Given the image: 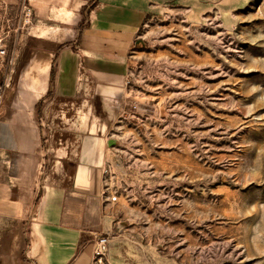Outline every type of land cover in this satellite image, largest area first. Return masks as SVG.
Returning a JSON list of instances; mask_svg holds the SVG:
<instances>
[{
    "label": "rangeland",
    "instance_id": "1",
    "mask_svg": "<svg viewBox=\"0 0 264 264\" xmlns=\"http://www.w3.org/2000/svg\"><path fill=\"white\" fill-rule=\"evenodd\" d=\"M29 27L0 4V109ZM108 145L92 264H264V0H152Z\"/></svg>",
    "mask_w": 264,
    "mask_h": 264
},
{
    "label": "crops",
    "instance_id": "2",
    "mask_svg": "<svg viewBox=\"0 0 264 264\" xmlns=\"http://www.w3.org/2000/svg\"><path fill=\"white\" fill-rule=\"evenodd\" d=\"M25 1L32 24L0 109L2 262L92 264L114 224L109 129L152 0Z\"/></svg>",
    "mask_w": 264,
    "mask_h": 264
},
{
    "label": "built area",
    "instance_id": "3",
    "mask_svg": "<svg viewBox=\"0 0 264 264\" xmlns=\"http://www.w3.org/2000/svg\"><path fill=\"white\" fill-rule=\"evenodd\" d=\"M33 12L32 8L26 3L25 0H22V21L24 25L30 26L32 24ZM111 202L116 201V197H110ZM109 244L108 235H101L97 237L93 243V253H92V262L101 261L107 252Z\"/></svg>",
    "mask_w": 264,
    "mask_h": 264
},
{
    "label": "trees",
    "instance_id": "4",
    "mask_svg": "<svg viewBox=\"0 0 264 264\" xmlns=\"http://www.w3.org/2000/svg\"><path fill=\"white\" fill-rule=\"evenodd\" d=\"M94 4H95V1H92L85 12H88L94 6ZM38 108H39V106H38Z\"/></svg>",
    "mask_w": 264,
    "mask_h": 264
}]
</instances>
